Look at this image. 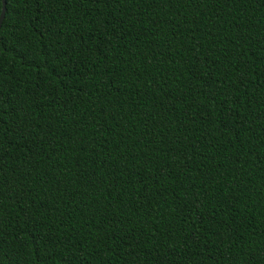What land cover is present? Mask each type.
<instances>
[{"label":"trees","instance_id":"1","mask_svg":"<svg viewBox=\"0 0 264 264\" xmlns=\"http://www.w3.org/2000/svg\"><path fill=\"white\" fill-rule=\"evenodd\" d=\"M5 8L0 264H264V0Z\"/></svg>","mask_w":264,"mask_h":264},{"label":"water","instance_id":"2","mask_svg":"<svg viewBox=\"0 0 264 264\" xmlns=\"http://www.w3.org/2000/svg\"><path fill=\"white\" fill-rule=\"evenodd\" d=\"M2 1V7H1V12H0V28H1V24L3 22L4 16H5V0H1Z\"/></svg>","mask_w":264,"mask_h":264}]
</instances>
